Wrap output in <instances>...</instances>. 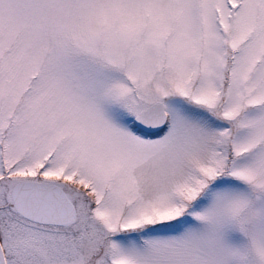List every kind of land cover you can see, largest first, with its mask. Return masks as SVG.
Segmentation results:
<instances>
[{"label":"snow or ice","instance_id":"obj_1","mask_svg":"<svg viewBox=\"0 0 264 264\" xmlns=\"http://www.w3.org/2000/svg\"><path fill=\"white\" fill-rule=\"evenodd\" d=\"M0 264H264V0H0Z\"/></svg>","mask_w":264,"mask_h":264}]
</instances>
